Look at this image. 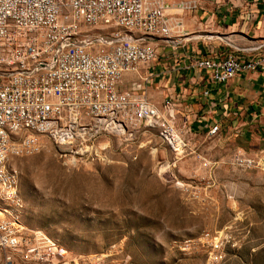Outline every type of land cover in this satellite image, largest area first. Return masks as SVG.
<instances>
[{"label":"built area","instance_id":"built-area-1","mask_svg":"<svg viewBox=\"0 0 264 264\" xmlns=\"http://www.w3.org/2000/svg\"><path fill=\"white\" fill-rule=\"evenodd\" d=\"M196 5L195 0H0V264L17 258L57 264L65 257L56 241L19 219L13 157L38 151L42 136L61 145L78 141L79 150L68 149L74 158L99 153L91 140L95 134L126 137L142 124L155 128L175 158L194 151L185 120L174 121V96L158 105L145 90L159 74L152 66L158 48L175 50L200 37L185 29L182 14ZM261 46H252L248 57L198 53L187 65L203 69L209 81L223 82L242 69H264ZM126 73L134 75L125 79ZM217 131L214 122L205 133ZM226 162L264 171V148L254 154L233 148ZM203 236L206 246L216 245L207 231Z\"/></svg>","mask_w":264,"mask_h":264},{"label":"rangeland","instance_id":"rangeland-1","mask_svg":"<svg viewBox=\"0 0 264 264\" xmlns=\"http://www.w3.org/2000/svg\"><path fill=\"white\" fill-rule=\"evenodd\" d=\"M91 140L99 153L69 158L78 141L42 136L38 151L13 157L19 219L66 250L57 264H264L263 170L209 189L211 176L191 155L175 158L153 127Z\"/></svg>","mask_w":264,"mask_h":264},{"label":"crops","instance_id":"crops-1","mask_svg":"<svg viewBox=\"0 0 264 264\" xmlns=\"http://www.w3.org/2000/svg\"><path fill=\"white\" fill-rule=\"evenodd\" d=\"M195 1L196 7L182 14L185 29L200 37L181 42L175 50L158 48L152 66L159 74L150 79L145 93L158 105L166 95L174 96V121L185 120L194 146L190 159L201 176H211L209 189L222 184L229 190L239 177L261 175L228 164L226 158L233 148L248 154L264 148V69H242L223 82H212L203 69L187 64L198 53L227 51L248 57L256 44L262 45L259 51L264 53V0ZM206 34L211 37L204 38ZM133 75L126 73L125 79ZM214 122L218 131L209 136L205 131Z\"/></svg>","mask_w":264,"mask_h":264}]
</instances>
